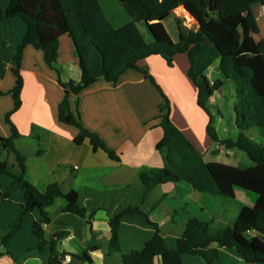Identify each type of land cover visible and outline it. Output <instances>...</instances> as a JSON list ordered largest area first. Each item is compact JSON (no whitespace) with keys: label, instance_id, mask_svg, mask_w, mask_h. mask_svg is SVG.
Returning a JSON list of instances; mask_svg holds the SVG:
<instances>
[{"label":"trees","instance_id":"16d2710c","mask_svg":"<svg viewBox=\"0 0 264 264\" xmlns=\"http://www.w3.org/2000/svg\"><path fill=\"white\" fill-rule=\"evenodd\" d=\"M118 1L131 16V21L117 28L106 17L99 0H10L8 8L0 10V21L18 16L28 27L14 56L12 72L16 77L15 86L8 92L14 99V107L5 117L11 135L0 136V175L7 173L13 177L12 185L5 192H0V205L17 189L24 191L25 203L19 218L0 237V247L9 252L11 240L24 226V217L37 211L39 220L33 223L32 232L38 243L33 250L37 253L49 250L46 264H63L67 253L59 251L57 245L68 232L59 231L49 238L46 236L43 226L50 222L47 207L56 198L63 197L66 201L64 211L77 216L86 217L91 205L92 212L97 209L96 201L85 205L82 193L74 190L64 193L58 182H52L45 191H40L26 179V158L16 145V141L23 135L12 121V115L22 105V60L25 47L31 45L43 52L45 62L57 71L59 83L65 89V97L58 108L59 120L79 129L77 142L89 139L95 150L103 149L114 160L119 161L120 157L106 146L97 133L84 126L78 109L76 112L72 110L70 95L75 96V105L78 107L79 95L83 90L100 79L116 84L128 70L143 74L158 89L164 102L159 106L161 113L158 116L163 138L157 148L167 147L168 155L167 164L163 168L141 171L140 179L147 191L159 184H172L180 191V185L184 183L196 191L223 199H235L236 188L257 195L252 207L242 206L232 226L215 230L210 221L197 217L185 219L183 214L175 211L173 222L185 220V228L173 249L167 247L159 225L151 222L140 207L121 203L110 213L108 255L121 249L119 228L123 217L131 213H143L155 226L156 232L139 252L134 255L123 254L124 264H157L158 259L161 264H182L184 254L199 255L208 264H216L220 254L219 247L235 249L247 264H264V55L244 18L245 11L252 3L261 2L264 5V0ZM181 6L193 16L195 23L193 28H187L184 20L176 17L180 39L175 42L164 21ZM142 23L147 26L151 40H147L142 33ZM63 35L71 38L78 57L81 68V79L78 82H64L57 66ZM179 54L188 56V75L198 89V105L209 116L207 132L220 147L214 153H219L221 149L237 150L243 152L250 163L231 165L206 161L204 154L172 121L168 96L148 68L139 63L147 57L160 55L173 66L175 57ZM216 61L220 62L224 79L214 80L212 83L207 71ZM6 72L7 63L0 58V77L4 78ZM226 84L235 98V123L239 130L236 139L221 137L215 126L216 108L211 99L218 91L224 93ZM250 131L257 133L259 139L249 136L247 133ZM9 150L16 156L19 171L9 172L6 161L1 160L4 152ZM86 192L100 197L108 194L91 189H86ZM97 247V244H89L88 249L79 257L92 262L89 251Z\"/></svg>","mask_w":264,"mask_h":264},{"label":"crops","instance_id":"0c3cea01","mask_svg":"<svg viewBox=\"0 0 264 264\" xmlns=\"http://www.w3.org/2000/svg\"><path fill=\"white\" fill-rule=\"evenodd\" d=\"M99 1L114 27H121L131 21V16L118 0ZM9 2L10 0H0V10L5 11ZM176 17H181L187 28H193L195 23L183 6L177 8L164 21L175 42L180 39ZM244 18L264 55V5L261 2L252 3L245 11ZM27 28V24L18 16L0 21V58L7 63L6 75L4 78L0 77V92L4 93H0V136L3 137L11 135L5 117L13 109L14 99L8 92L15 86L16 77L12 72L14 56L26 36ZM140 29L147 40L152 39L144 23L140 24ZM59 52L57 66L61 70L62 80L80 81L81 68L68 35L61 37ZM139 64L148 68L168 96L172 121L204 154L205 160L208 161V156L212 158L224 153L225 149L214 153L220 147L207 132L209 116L198 105V89L188 75L190 64L187 54L177 55L173 66L160 55L147 57ZM22 75V105L12 115V121L23 135L16 141V145L26 158V179L40 191H45L50 183L58 182L64 193L72 190L82 193L85 205L96 201L97 209L92 212L93 205L88 207L84 218L64 211L66 201L63 197L56 198L47 207L50 222L43 226L46 236L49 238L59 231L68 232L57 245L59 251H65L66 257H70L68 261L64 259L63 264H124L123 254H136L154 236L156 228L150 221L159 225L167 247L173 249L185 228V220L173 222L175 211L183 214L185 219L197 217L210 221L214 230L234 224L240 211H236L230 218L226 213L216 212V198L210 197L213 195L196 191L184 183H181L180 191L172 184H159L150 191L146 190L140 179L141 171L163 168L167 164L168 149L157 148L163 138L158 116L161 113L159 106L164 101L158 89L143 74L128 70L116 84L105 79L98 80L80 93L78 107L75 105V96L70 95L72 110L76 112L78 109L84 126L97 133L106 146L120 157L119 161L112 159L103 149L95 150L89 139L77 142L79 129L59 120L58 108L65 97V89L59 83L57 71L45 62L41 50L31 45L25 47ZM207 76L211 81L224 79L219 61L208 69ZM226 87L229 88L227 84L224 85V92ZM217 93L225 94L221 91ZM231 100L235 104L233 96ZM215 102L216 95L211 99V103ZM221 137L228 138L223 135ZM253 138L259 139V136L256 134ZM235 151L237 152L231 150L227 153L234 154ZM4 154H7L4 160L8 171H19L15 154L11 150ZM211 161L214 160L209 159L208 162ZM12 182L10 174H1L0 192H5ZM86 189L108 194L92 196ZM238 194L239 190L236 188L234 200L238 199ZM219 199V204L225 205L226 200ZM24 203V191L17 189L0 205V237L19 218ZM121 203L140 207L150 221L143 213L125 215L119 228L121 249L108 255L110 213ZM243 205L247 204L241 202L240 210ZM38 220L37 211L24 217V226L11 240L9 252L0 247V264H46L49 250L43 253L33 250L38 240L33 235L32 225ZM91 243L98 247L89 251L93 261L87 262L79 255ZM28 250L31 251L26 254ZM219 250L216 264H247L235 249L219 247ZM157 264H161L160 259ZM182 264L208 263L202 256L184 254Z\"/></svg>","mask_w":264,"mask_h":264},{"label":"rangeland","instance_id":"374dc122","mask_svg":"<svg viewBox=\"0 0 264 264\" xmlns=\"http://www.w3.org/2000/svg\"><path fill=\"white\" fill-rule=\"evenodd\" d=\"M143 24V23H142ZM143 28V25H141ZM170 27V26H169ZM224 95H221L220 93H216V102L214 104L216 108V120H215V126L217 128L218 133H220L223 136L236 139L239 130L236 127L235 123V110H234V104L231 100L232 94L229 92L228 87H226V90L224 92ZM235 101V98H234ZM213 104V103H212ZM253 131L248 132L247 134L249 136H256L257 133ZM258 135V134H257ZM257 138V137H256ZM7 154H3L1 160L6 159ZM213 159L214 161L217 162H222L226 164H231V165H237L239 163H250L249 158L243 153L239 151H235L234 154H228L227 150H224V153L220 154L219 156H214L210 157L208 156L207 160ZM239 194H238V199H225L226 201L224 202L225 205H220V199L221 197L219 196H210L211 198H216L215 205L216 207L214 208L216 212H222L228 214V217H233L234 214L240 211V205L241 202L246 203L248 206H253L255 203L254 201L257 199V195L247 191L242 188H238ZM229 226H232V224H229Z\"/></svg>","mask_w":264,"mask_h":264},{"label":"water","instance_id":"95a60500","mask_svg":"<svg viewBox=\"0 0 264 264\" xmlns=\"http://www.w3.org/2000/svg\"><path fill=\"white\" fill-rule=\"evenodd\" d=\"M183 8L186 10V12L188 13V15L190 16V17H192V19H194L193 18V16L187 11V9L183 6ZM195 20V19H194Z\"/></svg>","mask_w":264,"mask_h":264},{"label":"built area","instance_id":"2783aa9c","mask_svg":"<svg viewBox=\"0 0 264 264\" xmlns=\"http://www.w3.org/2000/svg\"><path fill=\"white\" fill-rule=\"evenodd\" d=\"M211 82L213 83V81H211ZM65 259L68 261L70 259V257H66Z\"/></svg>","mask_w":264,"mask_h":264},{"label":"bare ground","instance_id":"6f19581e","mask_svg":"<svg viewBox=\"0 0 264 264\" xmlns=\"http://www.w3.org/2000/svg\"><path fill=\"white\" fill-rule=\"evenodd\" d=\"M192 18V17H191Z\"/></svg>","mask_w":264,"mask_h":264}]
</instances>
